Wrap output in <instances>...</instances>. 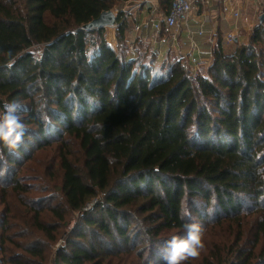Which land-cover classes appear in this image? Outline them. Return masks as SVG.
I'll use <instances>...</instances> for the list:
<instances>
[{
    "label": "trees",
    "instance_id": "trees-1",
    "mask_svg": "<svg viewBox=\"0 0 264 264\" xmlns=\"http://www.w3.org/2000/svg\"><path fill=\"white\" fill-rule=\"evenodd\" d=\"M125 1L0 0V116L18 102L26 129L0 142V264H165L186 223L185 264H264V5L197 73L123 11L115 46L85 28Z\"/></svg>",
    "mask_w": 264,
    "mask_h": 264
},
{
    "label": "crops",
    "instance_id": "crops-1",
    "mask_svg": "<svg viewBox=\"0 0 264 264\" xmlns=\"http://www.w3.org/2000/svg\"><path fill=\"white\" fill-rule=\"evenodd\" d=\"M239 11L238 17H233L222 11L223 0H193L191 11V27L193 29L204 28L207 33L204 36L196 35L194 42L198 46V52L206 57L210 54L213 43L218 35L225 36L227 32L234 31L236 38L242 40L251 31L256 23L264 5V0L254 4L252 0H229ZM171 0H127L114 7L115 10L126 6L129 15V38L142 35L146 41L153 45L155 36L144 23L150 17H158L166 14L170 8ZM140 25L135 30L134 26ZM107 38L111 45H116L115 26H107ZM184 35V32H182ZM210 35V37H208ZM181 39V38H180ZM165 48V46H163ZM167 50V49H166ZM173 52V51H171Z\"/></svg>",
    "mask_w": 264,
    "mask_h": 264
},
{
    "label": "built area",
    "instance_id": "built-area-1",
    "mask_svg": "<svg viewBox=\"0 0 264 264\" xmlns=\"http://www.w3.org/2000/svg\"><path fill=\"white\" fill-rule=\"evenodd\" d=\"M252 2L258 4L259 0H252ZM192 6L193 0H171L170 8L166 14L150 17L144 25L148 26L154 34L156 44L168 46L167 50L175 52V56L184 66H189L194 72H197L201 66L208 63L209 59L198 52L194 38L196 35L204 36L207 31L204 28L195 30L191 27ZM118 10L125 14L128 12L126 6H122ZM222 11L233 17L239 15V11L229 0H223ZM139 28L140 25L134 26L135 30ZM163 29L165 30L163 31ZM224 39L227 43L233 42L236 39L234 31L227 32Z\"/></svg>",
    "mask_w": 264,
    "mask_h": 264
},
{
    "label": "clouds",
    "instance_id": "clouds-1",
    "mask_svg": "<svg viewBox=\"0 0 264 264\" xmlns=\"http://www.w3.org/2000/svg\"><path fill=\"white\" fill-rule=\"evenodd\" d=\"M14 60H10L5 66L11 68ZM22 105L18 102L6 103L3 115L0 116V142L9 149L10 152L18 149L24 143L25 127L22 122L20 111ZM47 124V116H42ZM258 174L264 179V168L257 170ZM191 217L190 211L182 210L181 218ZM186 236L174 235L167 241V250L163 259L165 264H185L186 261L197 259L205 248L204 234L205 229L199 223H186Z\"/></svg>",
    "mask_w": 264,
    "mask_h": 264
},
{
    "label": "water",
    "instance_id": "water-1",
    "mask_svg": "<svg viewBox=\"0 0 264 264\" xmlns=\"http://www.w3.org/2000/svg\"><path fill=\"white\" fill-rule=\"evenodd\" d=\"M121 10L115 11V9H109L105 10L100 13V15L90 21L89 25L85 26V28H96V27H107V26H112L115 25L116 23V18ZM263 15L261 14L259 16V20L262 19Z\"/></svg>",
    "mask_w": 264,
    "mask_h": 264
},
{
    "label": "rangeland",
    "instance_id": "rangeland-1",
    "mask_svg": "<svg viewBox=\"0 0 264 264\" xmlns=\"http://www.w3.org/2000/svg\"><path fill=\"white\" fill-rule=\"evenodd\" d=\"M128 15V14H127ZM90 23H87L86 25L88 26ZM85 25V26H86ZM92 29V28H91ZM67 40H69V41H64L62 44H60L58 47H57V53L58 54H60L62 51H63V49H64V47L65 46H69V45H72V40H73V38L70 40V38H68ZM127 44H129V43H127ZM159 46V45H158ZM130 48V47H129ZM166 49L167 48H165V47H163V46H159V50L161 51V53L162 54H164L165 52H166ZM171 52V51H170ZM176 54H175V52H171L170 53V56H175ZM201 68H199L198 69V71H197V73L199 72V70H200Z\"/></svg>",
    "mask_w": 264,
    "mask_h": 264
},
{
    "label": "bare ground",
    "instance_id": "bare-ground-1",
    "mask_svg": "<svg viewBox=\"0 0 264 264\" xmlns=\"http://www.w3.org/2000/svg\"><path fill=\"white\" fill-rule=\"evenodd\" d=\"M69 41V40H68Z\"/></svg>",
    "mask_w": 264,
    "mask_h": 264
}]
</instances>
